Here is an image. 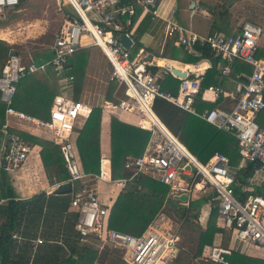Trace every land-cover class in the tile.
<instances>
[{"label": "built area", "instance_id": "obj_1", "mask_svg": "<svg viewBox=\"0 0 264 264\" xmlns=\"http://www.w3.org/2000/svg\"><path fill=\"white\" fill-rule=\"evenodd\" d=\"M20 0H0V15L5 8H12ZM60 6H68L52 43V57L40 64L33 62L23 65L20 59L10 55L0 72L2 101L7 104L0 139V170L13 173L22 168L28 157L38 149V145L27 141L12 129L11 122L32 124L49 130L50 139L58 145L63 165L68 177L60 184L69 183L70 205L77 210L74 225L82 239L89 236L101 243L109 242L122 251L126 264H167L177 251L178 234H165L151 225L141 234L132 235L108 227L109 205L99 199V181L123 182L137 175H144L170 188L171 196L185 193L188 199L193 191H204L209 185L216 192L217 219L220 227L234 232L235 236L264 251V196L247 194L244 199L235 195V179L228 172V158L219 152L206 162L200 161L160 120L153 110L156 98L165 99L182 110L198 115L216 128L232 135L242 162L259 163L264 168V128L256 121L258 112L264 108V56L257 55L259 48L264 53L260 38L262 28L245 21L235 33L197 34L171 18L161 14L157 0H133L120 4V0H57ZM139 9V17L151 15L162 20L164 35L174 38L175 43L192 47L194 43L206 44L213 57L219 58L222 76L229 75L232 62L240 60L251 66L245 79L235 84L236 98L230 109L214 107L198 113L194 107L197 98L215 99L221 93L218 85H208L200 90L203 74L199 68L182 64L185 77H177L178 89L173 94L162 88L155 74L149 71L150 62L144 58L132 57L131 46L125 48L120 43L122 35L131 38L130 32L121 33L122 17L134 15ZM83 38H90L109 59L112 65L110 81L123 85L127 98L111 104L125 111L136 112L139 127L149 131L143 152L137 157H128L124 166L131 171L128 178L112 180L102 170L98 173L85 172L75 141V126L78 118L86 117L91 107L64 95L53 98L49 119L43 120L10 106L16 82L26 73L44 70L52 66L61 70L68 57L81 45ZM132 39V38H131ZM171 66L164 73H171ZM72 76L69 77V80ZM190 201V200H189ZM189 203V202H188ZM187 203V205H188ZM17 235L14 234L13 237ZM42 239L33 240L40 244ZM230 249L212 245L205 253L207 261L215 264H230L226 256Z\"/></svg>", "mask_w": 264, "mask_h": 264}, {"label": "trees", "instance_id": "obj_2", "mask_svg": "<svg viewBox=\"0 0 264 264\" xmlns=\"http://www.w3.org/2000/svg\"><path fill=\"white\" fill-rule=\"evenodd\" d=\"M133 0H120V4H129ZM139 9L134 15L122 17L123 26L121 33L129 32ZM147 16V15H146ZM127 18L129 22L127 23ZM138 28L133 32L136 36ZM173 42L175 39H169ZM138 42V41H137ZM11 46L0 40V72L7 60ZM140 48L136 43L135 52ZM192 51L186 47L173 44L166 45L160 54L163 57L180 60L184 63H196L201 58H208L213 61V68L207 69L200 83L199 93L203 88L210 85L211 79L217 74L215 71L216 62L219 58L213 57L212 51L206 44L194 43ZM85 48L79 47L71 54L65 66L57 70L47 66L44 70L26 73L15 84L10 106L22 110L30 115L43 120L49 119V110L54 96L58 93L59 79L64 76L73 78L69 83L71 97L78 99L86 63ZM262 54L260 48L257 55ZM134 55V53H133ZM132 55V56H133ZM264 56V53H263ZM241 68L248 73L251 67L248 64L236 60ZM71 63V66H67ZM217 77V76H216ZM179 80L169 72L160 80L163 89L177 93ZM113 89V87L111 88ZM108 99L117 101L110 97ZM197 112L203 109H211L215 104L196 100L194 103ZM7 104L0 100V139L1 127L4 122L5 109ZM153 110L175 134L178 139L195 155L200 161L206 162L214 153L224 154L229 165L236 164L239 153L237 151L236 139L229 133L222 131L198 116L188 113L171 102L156 98ZM102 110L100 107H93L88 114L82 128L76 137V144L80 156L81 167L85 172L98 173L100 168V120ZM256 121L264 128V108L258 112ZM26 140L37 143L40 149V157L50 182L55 180L63 181L68 177L63 165L58 145L50 138L40 137L27 132L18 131ZM149 131L136 124L126 123L115 117L111 118L110 148H111V173L113 178H128L131 171L126 169L124 164L128 157H137L143 152L148 140ZM259 167V163H248L236 174L240 182H246V178L253 174V170ZM120 190L109 204L108 227L132 235H141L154 221L156 216L163 211L167 204L184 222L189 217L197 218L200 206L177 204L172 199L170 188L167 185L146 177L137 175L130 180L119 182ZM234 190L236 189L234 185ZM213 194L202 199L206 202ZM45 193L41 192L29 199H16L9 178L5 172L0 170V264H94L98 257V247L101 241L92 236L81 239L78 232L74 231V224L77 219V211L69 210V194L59 193L54 190L45 201ZM209 196V197H208ZM212 196V197H213ZM264 196V195H263ZM198 199V200H199ZM211 212L207 226L200 230L197 238V252L194 257H199L204 245L212 243L213 235L216 232L215 218L217 206L214 200L211 201ZM195 210V212H192ZM66 214L64 218V232L62 238H52L55 228H58V213ZM42 222L41 229L44 232L43 241L33 251L32 238L36 237L33 229ZM33 227V228H32ZM66 230V231H65ZM17 233V237H13ZM43 235V233H42ZM59 241L60 243H58ZM178 254V253H177ZM176 254V255H177ZM172 258L176 264V257ZM226 259L230 264H264V258L249 256L240 252H232Z\"/></svg>", "mask_w": 264, "mask_h": 264}, {"label": "crops", "instance_id": "obj_3", "mask_svg": "<svg viewBox=\"0 0 264 264\" xmlns=\"http://www.w3.org/2000/svg\"><path fill=\"white\" fill-rule=\"evenodd\" d=\"M32 1L33 0H20L19 3L15 5L14 7L5 8L3 15H0V40L6 42L7 44L11 46L8 52L7 58L11 55V52H15V56L20 59L23 65H27L30 62H33L36 64L43 63L49 60L53 54L51 46L54 41V38L51 41V43H46L45 41H43V38H42L43 35L41 36L43 27L42 25L39 26L37 25V23H35L36 21H38L37 18L39 16H33V17L31 16V11L33 7L30 5V3ZM215 1L217 2H211V0H157V3H158V10L161 14L169 15L171 18L176 20L179 24H181L185 28L197 34H200V35L212 34V33H225V34L235 33L240 30L241 25L245 21H250V22H253L259 25L262 28V32H263L264 17L259 16V6L257 5L254 7V2L258 4L259 3L258 0H224V2H222L221 0H215ZM248 3L250 4V6H248ZM57 5L59 9L62 10L63 15L67 14L70 11V8L68 6H60L58 3ZM14 8L15 10H13ZM10 9H12L13 11H19V12L23 11L21 15H18V17L15 18L14 21L16 23L23 22L24 24V22L27 21L28 23L29 22L32 23L31 25L30 24L27 25V27L33 25L31 28L30 27L27 28L28 29L27 32L17 37L14 36L13 34L14 31L11 30V26L14 25L13 24L14 21H12V19L6 21L7 19L6 13H7V10H10ZM246 13L247 15H245ZM128 22H129V19L127 18V23ZM122 24L124 26L126 23L123 21ZM137 28L138 30H137L136 36H134L136 37V41H135L132 34ZM129 32L131 33V38L133 41L131 48L136 46V43L140 44V48L136 52L135 50L134 51L131 50L132 55L134 53L132 57L136 56L138 58H144V60H147L148 62H150V64L148 65V69L150 72L155 74L159 82L161 79L164 78V75L166 73H164L163 70H165V68L167 67V66H161L160 64H167L169 65V67L170 66L172 67L174 65H177L176 62H181L182 64L190 65L189 67L199 68L198 70L202 72L203 76L205 75V72L207 69L213 68L212 67L213 61L208 58H201L196 63H184L177 59H172V58L161 56L160 54L162 53L166 45L172 46L173 44H175V45L181 46V44L175 43V41L171 42L169 40L170 38H167L164 35V25H163L162 20L158 17H153L151 15L139 17V12H138L136 20L134 21ZM14 37L16 38L14 39ZM40 37L42 41H39V43H37ZM28 39H31V41L34 42L35 47L33 46V48H27V49L22 48L21 43H30V41H27ZM84 39L86 41L87 40L89 41L88 38H84ZM261 41L262 42H260V44L262 46L264 44V39H261ZM80 47H83L86 50H90V51H89V56H87V60H86L87 64L85 63L84 65V74H83V79H82L81 88H80V93L82 94L83 92V96H82V99H79L78 97L77 100L91 104L90 106L91 109L96 106V107H100L102 110V113H101L102 115H101V120H100V138H99V145H100V152H101L99 170H102L103 172H105L106 176L110 175L112 180L122 179V178H113L112 173H111V161H110L111 118L115 117L126 123L138 125L139 116L136 112H134V115H132L133 113L132 111H125L118 107L111 106V104L113 105V104L118 103V100L115 98L114 94L112 95V93H115L114 88L111 90L110 97L116 99L117 100L116 102L108 98H105V97L102 99H99V96H98L96 98V95L98 94V90H99L97 87L105 83L107 79L109 80V70H110L109 63H108L107 58L103 54V52L97 46H93L92 43L89 42V44L86 45L82 42V45ZM185 47L189 51L190 50L192 51L191 47L184 46V48ZM262 54H260V56H262ZM155 60L159 62V64L156 63ZM235 61L232 62L231 68H230L231 70L229 72V75L227 76H222L219 73L218 70L220 69V67H222V63H220V61L216 62V66L213 71L217 73L215 74L217 77L216 76L212 77L210 85L220 86L221 93L218 95V97H216L215 99L207 100V101L202 100L201 98H197L196 100L200 99L202 101L215 104V107H219L222 109L231 108L232 103L236 98V94L234 91L236 81L238 79H245L247 75L249 74L247 71L241 68V64ZM67 66L70 67L71 63H68ZM245 67L250 68L251 66L248 64ZM170 74L174 77L172 73ZM70 82L71 80H69V77L61 76V78L58 81L59 87L57 88L58 93L56 95H64V96H66L67 94L69 95L71 91V87H70V90L68 87ZM112 82H115V81H112ZM117 86H120V84H118ZM68 91L69 93H67ZM124 92H125V89H124ZM204 110L205 109L201 110L200 112ZM86 118L87 116L78 118L76 122L75 141H76V137L78 136L79 130L82 128ZM11 124H12L11 130L15 132L22 131V132H27V133L37 135L40 137H45V138H50L51 136V133H50V136L41 135L40 133L37 134V131L41 130V127H37L32 124H22V123L18 124L14 121H12ZM236 145H237V142H236ZM40 149L41 147L39 146L38 149H36L28 157V159L25 161L21 169L13 173H6L9 178L10 184L13 188V191L15 193L16 199H20V200L29 199L32 196H35L36 194L44 192L46 195L45 196V201H46L49 198V195L54 190H57L59 186L62 185L60 184V181H57V180L50 182L49 178L47 177L46 171L44 169L43 163L41 161ZM237 151H238V148H237ZM248 163L249 162H242L240 158V154H239L238 161L236 162V164L229 165L228 167L229 174L232 175L235 179V187L236 189L237 188L239 189V190H236V193H235V195L239 199H244L246 195L250 193H258V194L264 195V168L260 167V165L258 168H255L253 170L252 175L246 178L245 180L246 182H240L237 178H235V174L241 168L245 167ZM112 182H116V183L113 184ZM119 182L102 181V180L98 182L97 184L98 195L102 203L108 204V205L112 204L113 200L118 194V191L120 190ZM213 191H214V196L213 195H212L213 197L208 196L209 199H207L206 202H203L205 204L204 205L205 208H202V207L199 208V214L197 218L199 220L201 228L197 231L198 233L197 237L194 238V236L188 233L187 235H190L189 237L191 238L189 240L191 247L181 245V247L178 248V245H177L176 254L178 253L179 255L177 254L178 255V257H176L177 262L175 263L176 264H189L190 261L192 260L196 261L198 259L199 261H202V263L205 262V264L206 263L215 264L212 262H208L205 258L206 251L212 245H217V246H220L226 249H230L231 253L235 251V252H240L242 254H246L249 256L264 258L263 256L259 254L258 252V250H260L259 248H257L256 246L248 242L239 240L235 236L234 232H232L231 230H226L220 227L218 224L217 215L215 218L216 232L213 235L212 243L208 245H204L201 255L197 258L194 257V255L197 252V238H198L199 232L200 230L201 231L204 230L207 226L209 214L211 212V205H210L211 201L214 200L217 205L218 200L215 197L216 192L213 188H211L209 192H206V188L203 192L198 191V190L193 191L194 193H197V192L204 193L205 192L204 194H202V196L198 198H203V197L206 198L207 195L213 194L212 193ZM67 193L69 194V197H70V191L64 194H67ZM191 196H190V199H188L190 200L189 203L191 202ZM172 199H173V196H172ZM174 201L177 204L183 203L182 205L188 206L186 202H180L178 200H174ZM69 210L77 211L75 208H72V207H70ZM54 213L57 214L58 211H54ZM57 215H58V221H56V223H58L59 226L58 228H55L56 234H54V236H51L50 234V237L60 239L62 238V234L64 232L63 227H64V222H65L64 218L66 217V214L65 215L63 214L65 217L62 215V213H58ZM40 224H42V222H39L36 228L34 227L33 229L34 233H36V237L31 239V242L33 244V247H32L33 251L38 245V244H34L33 240L40 238L43 241V237H45L44 236L45 233L42 232L43 230L41 229ZM73 229L74 231H76L75 228ZM57 242L60 243L59 241ZM194 243L195 245L192 246ZM108 245L111 248H114V249L117 248L108 242L101 243L98 257L94 264H106L103 262L104 260H107L108 264H119V262L120 264H124L121 259L116 260V258L113 257L112 255L113 252H111V248L108 247ZM111 255H112V258H110ZM186 258L188 260L184 262Z\"/></svg>", "mask_w": 264, "mask_h": 264}, {"label": "rangeland", "instance_id": "obj_4", "mask_svg": "<svg viewBox=\"0 0 264 264\" xmlns=\"http://www.w3.org/2000/svg\"><path fill=\"white\" fill-rule=\"evenodd\" d=\"M221 1L224 2V0H221ZM211 2H217V1L211 0ZM258 2H259L258 4L256 2H254V7L258 5L259 6V16L260 17H264V0H260V1L258 0ZM30 5L33 7L32 11H31V16L32 17L33 16H39L37 18L38 21H36L35 23H37V25H39V26L42 25V27H43V29H42L43 31L41 33V36L43 35V37H42L43 41H45L46 43H51V41L53 40L54 35H55L59 25L61 24V22H62V20L64 18L62 10L59 9L56 0H33L30 3ZM248 6H250L249 3H248ZM13 10H15V8ZM13 10L12 9L7 10V13H6L7 19H6V21H8L10 19H12V21H14L15 18L18 17V15H21V13L23 12V11L19 12V11H13ZM245 15H247V13ZM13 24L14 25L11 26V30L14 31L13 34L16 37L21 35V34H23V33H25V32H27L28 31V29H27L28 27L31 28L33 26L32 25V26H28L27 27V25H29V24L31 25L32 24L31 22L28 23L27 21L24 22V24H23V22L16 23L14 21ZM16 37H14V39ZM88 39H89V41L88 40L86 41L83 38L82 42L84 44H86V45L89 44V42L92 43L90 38H88ZM134 39L136 41V37H134ZM261 39H264V29H263V32H262V35H261V38H260V42H262ZM27 41H30V43H21V47L24 48V49L33 48L34 42L31 41V39H28ZM39 41H42L41 37H40V39L38 40L37 43H39ZM135 48H136V46L132 47L131 50L134 51ZM89 51L90 50H86L84 52V54L86 53V60H87V56H89ZM86 64H87V61H86ZM115 82H112V81L107 79L105 83H103L100 86H98L97 88L99 90H98V94L96 95V98L98 96H99V99H102L104 97L108 98L109 90L112 87L114 88V91H115V93H112V95L114 94V96L118 100V102L121 99H123V98H127L126 94L124 92V86L123 85L117 86L118 83H115ZM67 93H69V91ZM66 96H68V97L70 96L71 97V94H69V95L67 94ZM82 96H83V92H82V94L80 93L79 99H82ZM227 109H230V108H227ZM132 115H134V112L132 113ZM39 133L41 135L50 136L49 130H46V129L42 128V127H41V130L37 131V134H39ZM29 142H32V141H29ZM104 174L106 175L105 172H104ZM112 183L115 184L116 182H112ZM205 188H206V192H209L211 190L209 185H206ZM204 193H200V192L194 193L193 192V194L191 196V206H194V207L200 206L202 208H205V206H204L205 204L202 202V199L198 198V197L202 196V194H204ZM171 200H173V199H171ZM181 204H183V203H180V205ZM194 211L195 210H192V212H194ZM263 218H264V216H262V219ZM151 226L153 228L157 229L158 231L163 232L165 234L173 233V232L178 234V236H179V240L177 242L178 248L181 247V245L182 246L184 245V246H187V247L188 246L191 247V244L189 243V240L191 238L189 237L190 235H187V234L189 233L192 236H194V238H196L197 234H198L197 231L201 228V225L199 223L198 218L189 217L186 221L182 222L179 219L178 214L173 209H171L167 204L164 206L163 211L160 212L156 216L154 221L151 223ZM100 245L98 247V250H100ZM194 245H195V243L192 246H194ZM108 247H110V246L108 245ZM111 252H113L112 255H113L114 258H116V260H120L121 259L122 262L124 264H126L124 262L123 258H122L121 250H119L118 248H116V249L111 248ZM258 252H259V254L261 256L264 257V251L263 250H258ZM112 255H111L110 258H112ZM187 260L188 259L186 258L184 260V262L187 261ZM103 262L108 264L107 260H104ZM172 263H173L172 258L168 259L167 264H172ZM119 264H120V262H119ZM189 264H205V262L202 263V261H199L197 259L196 261H194V260L190 261ZM206 264H211V263H206Z\"/></svg>", "mask_w": 264, "mask_h": 264}, {"label": "water", "instance_id": "obj_5", "mask_svg": "<svg viewBox=\"0 0 264 264\" xmlns=\"http://www.w3.org/2000/svg\"><path fill=\"white\" fill-rule=\"evenodd\" d=\"M119 41L127 49L130 48V45L132 43V39L129 36L125 35V34L122 35V37L120 38ZM181 47H184V45L181 44ZM11 55L15 56V52H11ZM176 64L178 66H180L181 62H176ZM170 71H171V73L174 76H177V77H181L182 78V77H185V75H186L185 71H182V70H180L179 68H177L175 66H172ZM0 100H2V91H1V89H0ZM70 190H71V186H70L69 183L62 184L57 189V191L59 193H66V192H69ZM173 200H178L180 202H186V203L189 202L187 194H185V193L173 195Z\"/></svg>", "mask_w": 264, "mask_h": 264}, {"label": "bare ground", "instance_id": "obj_6", "mask_svg": "<svg viewBox=\"0 0 264 264\" xmlns=\"http://www.w3.org/2000/svg\"><path fill=\"white\" fill-rule=\"evenodd\" d=\"M93 46H95V45H93ZM103 54H104V53H103ZM104 55H105V54H104ZM105 57H106V56H105ZM106 58H107V57H106ZM107 60H108L109 67H110V70H109V80H110V75H111V71H112V65H111V63H110V61H109L108 58H107ZM155 62L159 64V62H157L156 60H155ZM160 65H161V66H169V65H167V64H160ZM82 103L91 106V104H89V103H86V102H82ZM159 264H162V263L159 262Z\"/></svg>", "mask_w": 264, "mask_h": 264}]
</instances>
